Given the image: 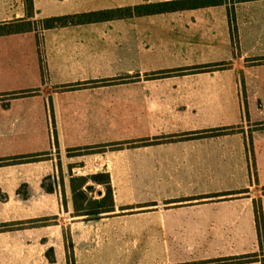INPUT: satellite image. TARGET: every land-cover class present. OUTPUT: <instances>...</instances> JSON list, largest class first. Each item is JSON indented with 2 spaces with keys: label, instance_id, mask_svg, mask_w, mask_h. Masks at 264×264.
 Here are the masks:
<instances>
[{
  "label": "crops",
  "instance_id": "0c3cea01",
  "mask_svg": "<svg viewBox=\"0 0 264 264\" xmlns=\"http://www.w3.org/2000/svg\"><path fill=\"white\" fill-rule=\"evenodd\" d=\"M145 1L34 0V19ZM0 42V93L37 89L0 112V224L24 223L0 230V264H68L65 229L75 264H191L249 253L257 260L235 264H263L254 201L264 216V0ZM85 163L109 173L113 187L116 209L97 219L74 215L70 168ZM97 193L105 195L103 185Z\"/></svg>",
  "mask_w": 264,
  "mask_h": 264
},
{
  "label": "trees",
  "instance_id": "16d2710c",
  "mask_svg": "<svg viewBox=\"0 0 264 264\" xmlns=\"http://www.w3.org/2000/svg\"><path fill=\"white\" fill-rule=\"evenodd\" d=\"M245 1V0H238ZM218 4H229L228 0H166L159 2H149L146 0L144 3L116 8V9H107V10H97L90 12H82L75 14L59 15V16H49L41 19H16L10 21L0 22V35L27 32V31H38L40 29L66 26L70 24H81L93 21H102L110 20L115 18H124L131 16H139L146 14L161 13L166 11H173L179 9H189V8H199L211 5ZM25 5V14L28 18L35 17V8L34 0H24ZM39 46V57H40V67L43 81L47 78V70L44 63L43 53L41 49V40L38 39ZM214 65H205L202 67H197L198 70H210L215 66ZM79 85H67L63 86L62 89L76 88ZM35 89H30L26 91H21L19 94H25L34 92ZM211 132H215L212 130ZM93 147H82L77 148L78 152H89ZM71 151H69L70 153ZM40 153L29 154V155H19L15 156V162H24V161H35L39 159ZM89 179L97 184H101L105 188V195L100 198L88 197V192L90 191V186L86 185ZM71 188L73 192V202H74V215L75 216H85L88 219H97L103 216V214L111 213L115 211V201L113 187L111 184V179L109 173H96L91 176H79L72 177L71 179ZM87 201L85 205L84 202ZM255 205V219L258 230V237L261 250L264 249V216L262 210L261 200L254 201ZM57 217H46L39 218L27 221L29 224H46L51 223V221H56ZM23 222L15 223H4L0 224V230L6 229L9 226L22 225ZM65 240L67 244V259L68 264H75V258L73 254V244L69 236V231L65 229L64 231ZM258 253H249L239 256H229V257H220L216 259L204 260L197 263L191 264H235L243 263L257 260ZM264 264V261H263Z\"/></svg>",
  "mask_w": 264,
  "mask_h": 264
},
{
  "label": "rangeland",
  "instance_id": "374dc122",
  "mask_svg": "<svg viewBox=\"0 0 264 264\" xmlns=\"http://www.w3.org/2000/svg\"><path fill=\"white\" fill-rule=\"evenodd\" d=\"M228 1H229V4H231V5H233L234 3L238 2V0H228ZM20 5L21 4H20L19 0H0V22L10 21V20L12 21V20L20 19L19 17L16 16L18 11H19V8H20L19 6ZM24 8H25V5H24ZM23 19H31L32 21L34 20L33 17L32 18H28L26 16V14H25V17ZM5 45H7V44H5ZM1 46H2V44L0 42V47ZM19 92H21V91H18V92L11 91V92L0 93V112H1V108L8 109L11 106V103H12L11 99H15V96L21 97V96H24V95L25 96L26 95H34V94H37V89H35L34 92L25 93V94H19ZM244 96L246 97L245 89H244ZM37 103L42 106L43 101H38ZM37 121L38 122L39 121H41V122L43 121V114H40V115L37 116ZM55 146H56V151L58 153L57 139H55ZM14 158L15 157H13V161H14ZM58 163H60V162H58ZM82 166H87V165L85 163L83 165H77L74 168H70L71 179H72V177L91 176L93 174H96V173L93 172L95 169H91L90 168L92 166L86 168L85 174H75L76 173L75 172V168L82 167ZM97 173H104V172H97ZM71 179H70V184H71ZM54 182H55V180H54L53 176L47 177L46 183L48 185H51V187H52ZM86 185H89L91 187L90 191L88 192V197L99 198L98 193H97V189H98V185L99 184L95 183L93 181V179H89L88 182L86 183ZM258 201L259 200L256 201V204H258ZM84 204L86 205L87 201H85ZM53 217H57V219H58V216H53ZM56 221H51V223H55Z\"/></svg>",
  "mask_w": 264,
  "mask_h": 264
},
{
  "label": "built area",
  "instance_id": "2783aa9c",
  "mask_svg": "<svg viewBox=\"0 0 264 264\" xmlns=\"http://www.w3.org/2000/svg\"><path fill=\"white\" fill-rule=\"evenodd\" d=\"M86 168H87L86 166L75 168V172H76L75 174H85Z\"/></svg>",
  "mask_w": 264,
  "mask_h": 264
}]
</instances>
